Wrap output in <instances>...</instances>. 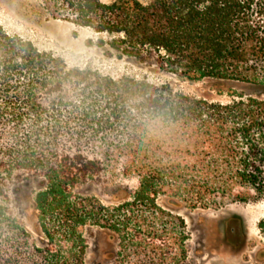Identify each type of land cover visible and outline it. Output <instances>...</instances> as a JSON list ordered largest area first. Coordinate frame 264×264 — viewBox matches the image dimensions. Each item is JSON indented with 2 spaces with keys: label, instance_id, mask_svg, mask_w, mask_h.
Wrapping results in <instances>:
<instances>
[{
  "label": "trees",
  "instance_id": "trees-1",
  "mask_svg": "<svg viewBox=\"0 0 264 264\" xmlns=\"http://www.w3.org/2000/svg\"><path fill=\"white\" fill-rule=\"evenodd\" d=\"M42 2L103 55L227 99L69 67L0 26V264H85L91 232L93 264H189L178 210L264 201V0Z\"/></svg>",
  "mask_w": 264,
  "mask_h": 264
},
{
  "label": "rangeland",
  "instance_id": "rangeland-1",
  "mask_svg": "<svg viewBox=\"0 0 264 264\" xmlns=\"http://www.w3.org/2000/svg\"><path fill=\"white\" fill-rule=\"evenodd\" d=\"M100 1L108 3L111 0ZM43 3L42 0H0V26L8 34L30 41L38 50L61 57L69 67H92L114 78L146 76L154 82H168L172 88L186 94L227 99L225 95H217L211 83L187 82L103 55L101 49L88 46L89 40H95L91 30L52 18ZM237 90L249 92L246 88ZM77 192L94 195L103 203L110 202L108 191L99 184H84ZM1 202L4 201L0 199ZM7 204L35 236L34 220L27 206L12 193H9ZM178 214L183 217L189 234V264H264L261 253L264 238L257 228L259 220L264 218V201L227 202L220 208L192 211L180 209ZM86 240L85 264H93L101 257L102 236L91 232L86 234Z\"/></svg>",
  "mask_w": 264,
  "mask_h": 264
}]
</instances>
